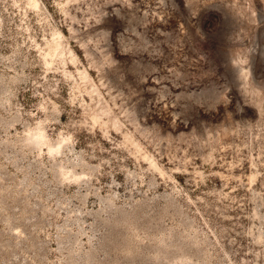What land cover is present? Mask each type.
Here are the masks:
<instances>
[{"label": "rangeland", "instance_id": "rangeland-1", "mask_svg": "<svg viewBox=\"0 0 264 264\" xmlns=\"http://www.w3.org/2000/svg\"><path fill=\"white\" fill-rule=\"evenodd\" d=\"M0 264H264V0H0Z\"/></svg>", "mask_w": 264, "mask_h": 264}]
</instances>
